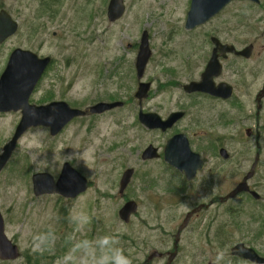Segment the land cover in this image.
<instances>
[{"label": "flooded vegetation", "instance_id": "af4514ba", "mask_svg": "<svg viewBox=\"0 0 264 264\" xmlns=\"http://www.w3.org/2000/svg\"><path fill=\"white\" fill-rule=\"evenodd\" d=\"M5 1L7 0H0V91L3 93L0 107V156L6 143L4 117L16 115H21V119L23 117V111L20 109L4 111V70L15 50L36 52L26 45H8L9 42H14L21 29L17 22L18 18L8 7H4ZM23 1L31 0H9V5L20 9ZM216 1L218 0H214L213 3ZM186 3L184 26L181 22L176 33L177 37L182 38L181 44L179 42L177 47L179 51L168 53L167 60L165 55L157 60L165 65L164 80L160 82L158 92L153 91L154 81L149 79L143 82L150 87L147 97L142 101L135 98L143 75V78L139 79L137 88L134 89V99H130L131 102L125 100L122 101V107L95 114L90 113L88 107L76 108L84 111V114L72 118L52 138H57L74 120L80 119V133H85V129L89 128V133H85L81 138L88 143L92 131L98 138L95 130L105 114L129 106V103L135 100L138 110L134 109L131 112L137 117L135 122H138L148 133V139L142 151L137 153L136 159L139 161L116 173V183L118 195L122 196L121 207L127 201L135 204V211L130 215L127 223H143L147 231V237L141 238L138 242L131 237L135 250L145 246L144 260L140 264H153L155 261H161L162 264H181V258L182 264H201L196 263L194 259L196 252L202 254V262L208 260L207 264H225L216 257H222L225 262L229 261L227 264H257L235 255L234 248L242 244L264 259L263 248L248 243L247 239H240L233 244V241L230 242V239L224 237V229L217 233V229L213 227L235 226L237 229L243 227L248 230V222L259 223V217L248 214L244 204L249 203L252 206L254 204L255 210L264 209V205L261 204L264 203V0H228L205 21H196L195 25L191 26L186 24L191 0H187ZM36 15L38 16L37 11ZM21 22L24 26L23 19ZM27 28H32L29 23ZM5 29L9 32L14 29V32L4 38ZM24 30H26L25 26ZM25 32L31 37L33 29ZM133 47L136 49L138 46ZM152 60L153 54L150 52L145 68L149 66L150 69L153 68ZM251 63L256 65L251 66ZM50 64L45 71L49 69ZM40 79L28 96L24 108L28 111L31 106L37 108L45 105L40 97L34 96ZM222 84L225 85V89L220 92L218 88ZM176 91H179L180 95L177 97L178 107L175 110L161 112L160 107L163 103L161 101L152 111L145 107L162 94H165L167 99H172ZM156 92L160 94L157 96ZM52 101L57 100L50 102ZM114 101L117 100L110 96L108 100L102 102ZM140 108L143 113L158 116L160 123L168 121L173 114L176 116L172 124L165 128L146 127L139 118ZM155 120L157 118L152 119L153 122ZM39 128L38 125L26 131ZM43 128L49 131L48 128ZM175 137H178L180 143L186 140L190 150V155L187 157L190 158L189 160L196 163L195 157L199 156L202 161L201 169L189 173H193L192 178H188L189 174L184 169L172 167L165 160V146ZM154 138H158L159 141L154 143ZM147 149H155L153 157L142 156L143 151ZM74 162L73 159L65 160L62 165L73 167L87 176L82 170L83 167L75 165ZM16 167V171L20 170L21 176L33 175L32 181L35 174H40H32L30 165L24 166L23 171L21 168L18 170V165ZM4 169L7 170L3 163L0 167V189L4 188ZM57 169L53 167L49 170L54 182L58 173L54 179L52 174ZM126 170L131 172L130 179L125 189L120 192V179ZM177 178H180L181 183L176 182ZM86 179L88 181L86 192L80 193L75 198L64 197L55 192L50 193L51 196L56 197V203H61L60 209L69 207L71 200L86 202L85 195L95 188L92 178L88 176ZM242 183L246 190L237 193L234 197H228ZM174 184L177 185V190L173 189ZM193 193L198 194L199 200L192 204L190 199L187 203L186 197ZM99 196L98 189L92 196L95 205L103 199ZM170 211H180V213L175 216ZM217 213L226 215L225 226L217 222ZM0 217L5 226L4 206L0 207ZM171 222L174 223L173 227L170 226ZM183 224L184 227L179 231ZM256 228L251 231L249 239L252 241L261 237L262 226L257 224ZM228 242L230 244L226 247ZM217 246L221 249L224 247L225 250L217 249Z\"/></svg>", "mask_w": 264, "mask_h": 264}, {"label": "rangeland", "instance_id": "374dc122", "mask_svg": "<svg viewBox=\"0 0 264 264\" xmlns=\"http://www.w3.org/2000/svg\"><path fill=\"white\" fill-rule=\"evenodd\" d=\"M186 2L124 0V16L117 22L109 23L106 18L109 0H31L21 2L20 9L9 5L7 0L4 7H8L18 18L21 29L14 42L8 45H26L36 51L32 53L36 57L49 58L46 66L51 62L50 67L44 72L34 95L35 98L40 97L45 105L55 99L73 109H85L108 100L110 96L120 102H131L139 82L135 70L138 47L135 49L133 46H139L140 36L146 31L148 46L153 54V68H145L144 78L140 81L153 80V91L158 92L159 84L164 80L165 65L157 60L163 55L167 60L168 53L179 51L177 47L182 38L176 33L181 22L182 26L185 23ZM28 23L32 28H27ZM28 29H33L31 37L26 35ZM250 65L255 66L256 63ZM157 92L158 96L160 93ZM179 95V91L172 99H167L165 94L159 95L145 107L152 111L161 101V112L175 110ZM134 109L138 110L135 100L129 106L105 114L95 130L98 138L92 131L88 143L81 140L85 133H89V128L80 133V119L74 120L57 138L52 137L59 132L50 135L40 126L16 139L5 164L7 170L4 169V188L0 189V207L4 206L6 211L4 232L17 246L19 257L13 261L0 260V264H97L102 256L111 255V248L101 243L105 236L118 240L115 247L124 249L131 264H140L144 260L145 246L135 250L131 239L133 237L138 242L147 237L143 223L125 224L117 214L123 203L120 201L122 196L117 192L116 173L139 161L137 153L142 151L148 139V133L135 122L137 117L131 112ZM20 119L21 115L4 117L5 145L13 137ZM157 141L159 139L154 138V143ZM71 159L75 160V165L83 167L95 188L85 195L86 202L71 200L69 207L61 209V203H56V197L50 193L36 195L33 175L21 176L19 170L23 171L24 166L30 165L32 174H48L50 177V168L57 167L52 174L54 179L63 162ZM17 165L20 173L16 171ZM176 182L181 183L180 178ZM98 189L99 197L103 199L95 205L92 196ZM173 189L177 190V185L174 184ZM190 199L192 204L197 202L198 194H190L186 202L189 203ZM244 205L248 214L259 217V223L248 222V230L235 226L213 229H217V233L224 229V237L233 244L247 239L248 243L264 249V209L255 210L254 204ZM170 213L178 216L180 211ZM217 215V222L225 226L226 215ZM257 224L262 226L261 237L252 241L249 239L251 231L257 229ZM173 225L171 222L170 226ZM230 242L226 243V247ZM217 249L225 250L218 246ZM201 258L202 254L196 252V263L207 264L208 260L202 262ZM216 258L225 264L229 262L223 261L222 257ZM153 264L162 262L155 261Z\"/></svg>", "mask_w": 264, "mask_h": 264}, {"label": "water", "instance_id": "95a60500", "mask_svg": "<svg viewBox=\"0 0 264 264\" xmlns=\"http://www.w3.org/2000/svg\"><path fill=\"white\" fill-rule=\"evenodd\" d=\"M214 1V0H213ZM212 0H191L190 10L186 16V24L191 26L195 25L196 21H205L210 15H213L216 11L221 9L228 0H218L213 3ZM227 1V2H225ZM125 13L124 0H109L106 18L109 23L117 22L123 17ZM11 28V25L10 27ZM14 32L12 29H5L4 38L11 35ZM150 48L148 46V34L146 31L142 32L139 40V48L136 55L135 70L138 79H141L147 60L149 59ZM49 58H38L29 51H23L21 49L15 50L8 61V64L4 70V111L22 110V119L19 122L15 133L11 140L4 146L3 154L0 156V167L6 164L11 151L14 149L16 139L23 133L26 125L27 115L37 117V124L39 126L50 128V135L57 134L72 118L78 117L84 114V111L73 109L65 102H51L48 105H42L41 107H29L24 109L27 103L29 94L33 91L36 83L41 77ZM211 65V64H210ZM209 69V66L208 68ZM149 84L140 82L136 92V97L141 99L146 98L149 92ZM218 91L225 89V85H220ZM217 93V92H216ZM227 93V92H226ZM2 94L0 91V107L2 101ZM218 95V94H216ZM123 106L120 101H114L110 103L98 102L89 107L90 113H102L107 110H111L116 107ZM1 109V108H0ZM176 115L173 114L168 121L160 123L159 117L152 113H143L140 108L139 118L141 123L146 127H162L170 126L173 122V118ZM154 122L152 119H156ZM24 120V121H23ZM24 128V129H23ZM178 137L168 141L164 150V157L168 164L177 169H184L187 174L193 172L195 169H201L202 161L199 156L195 157L196 163L189 160L187 157L190 155L187 143L179 142ZM155 149H147L143 151L144 158H150L154 156ZM195 156V155H194ZM224 156V155H223ZM193 157V156H192ZM186 161V163H185ZM67 170V171H66ZM64 172V173H62ZM67 177H66V176ZM70 175V176H68ZM71 175L75 176L74 172L68 165H64L59 177L58 182L54 185L52 178L48 174H39L33 177V187L36 195L43 193H58L64 197H73L79 192L86 190V179L83 183L78 181L70 183ZM131 172L126 170L120 179V192H122L129 182ZM70 179H69V178ZM193 173L189 174L188 178H192ZM246 179V178H245ZM244 179V181H245ZM64 180V181H63ZM69 180V182H68ZM62 181V182H61ZM68 183V184H67ZM78 183V186H77ZM80 185V186H79ZM82 185V187H81ZM77 186V189H75ZM66 187V188H65ZM81 187V188H79ZM75 189V191H74ZM79 190V191H78ZM243 183L240 184L228 197H234L237 193L245 191ZM135 211V204L131 201H127L118 211V217L123 223L129 221L130 215ZM184 227V224L180 226L179 231ZM234 254L247 259L257 264H263L264 259L259 257L252 249L244 247L242 244L237 245L234 248ZM19 257L18 248L14 245L6 236L4 232V226L0 217V259L1 260H16Z\"/></svg>", "mask_w": 264, "mask_h": 264}, {"label": "clouds", "instance_id": "9594fccd", "mask_svg": "<svg viewBox=\"0 0 264 264\" xmlns=\"http://www.w3.org/2000/svg\"><path fill=\"white\" fill-rule=\"evenodd\" d=\"M101 243L103 246L111 248V255L102 256L97 264H131L129 257L124 255L123 249L115 247L118 240L114 237L105 236L102 238Z\"/></svg>", "mask_w": 264, "mask_h": 264}, {"label": "bare ground", "instance_id": "6f19581e", "mask_svg": "<svg viewBox=\"0 0 264 264\" xmlns=\"http://www.w3.org/2000/svg\"><path fill=\"white\" fill-rule=\"evenodd\" d=\"M189 10H190V8H189ZM45 71V70H44ZM43 71V72H44ZM42 72V73H43ZM26 118H24L25 120H26V127H25V129H24V131H26L28 128H30V127H35V126H38V125H36L37 124V117H35V116H32V115H27V116H25ZM24 121V120H23ZM23 131V132H24ZM23 134V133H22Z\"/></svg>", "mask_w": 264, "mask_h": 264}]
</instances>
